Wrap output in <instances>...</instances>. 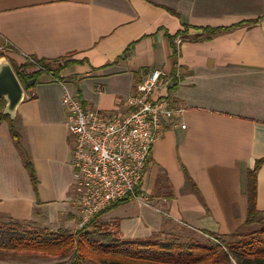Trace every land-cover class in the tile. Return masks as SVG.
Here are the masks:
<instances>
[{"label":"crops","instance_id":"1","mask_svg":"<svg viewBox=\"0 0 264 264\" xmlns=\"http://www.w3.org/2000/svg\"><path fill=\"white\" fill-rule=\"evenodd\" d=\"M241 23L208 40L194 39L200 32L191 30ZM167 35L175 36V55ZM1 48L11 68L24 64L25 54L60 68L61 81L45 72L24 92L13 119L23 156L8 125L0 124V217L75 231L62 87L84 110L109 113L158 69L168 84L154 96L184 112L164 122L152 146L137 190L148 202L109 208L100 223H115L124 239L173 236L184 228L228 235L242 227L247 175L264 159V0H0ZM255 208L264 211V162Z\"/></svg>","mask_w":264,"mask_h":264},{"label":"trees","instance_id":"2","mask_svg":"<svg viewBox=\"0 0 264 264\" xmlns=\"http://www.w3.org/2000/svg\"><path fill=\"white\" fill-rule=\"evenodd\" d=\"M255 23L257 21H249L245 24ZM242 24L244 23L228 28H191V30L200 32L199 35L194 36V39L208 40ZM184 29L190 30V27L184 26ZM167 37L175 55L176 51L172 45L175 36L167 35ZM2 57H4L3 54H0V59ZM37 63L43 71L28 72L26 68L32 67L28 62L12 68L25 93L31 91L38 78L45 72H53L54 81H61L56 77V71L60 68L49 69L47 63L43 61H37ZM32 80L34 83L31 85ZM4 107L5 102L0 99V124L5 122L8 125L10 135L22 155L20 138L13 128V120L2 114ZM263 162L264 159L256 161L248 172L245 184L248 205L245 220L242 227L232 234L217 235L203 232L208 236L205 243L185 242L177 237L164 239L160 238V235L124 239L120 236L115 223L102 224L99 219L109 208L131 201L125 199L110 205L103 212L95 215L82 229L73 232L26 227L13 220L3 221L0 217V262L4 261L8 255L26 253L61 261L56 264L86 262L96 264H264V211L261 212L255 208L256 174ZM24 166L34 186V173L28 158L24 159ZM136 193L138 194V191ZM68 258L71 262L63 261Z\"/></svg>","mask_w":264,"mask_h":264},{"label":"built area","instance_id":"3","mask_svg":"<svg viewBox=\"0 0 264 264\" xmlns=\"http://www.w3.org/2000/svg\"><path fill=\"white\" fill-rule=\"evenodd\" d=\"M21 56L33 70L43 71L33 58ZM164 81L168 84L161 70L148 72L132 94L109 113L84 110L79 98L66 86L62 87L60 105L72 138L71 189L75 197L77 230L118 201L146 202L145 196L136 191L152 146L163 134L164 122L176 120L184 112L166 96H154ZM180 128L185 126L180 125Z\"/></svg>","mask_w":264,"mask_h":264},{"label":"water","instance_id":"4","mask_svg":"<svg viewBox=\"0 0 264 264\" xmlns=\"http://www.w3.org/2000/svg\"><path fill=\"white\" fill-rule=\"evenodd\" d=\"M0 99L5 102L2 114L13 120L18 106L24 99V90L5 59L0 60Z\"/></svg>","mask_w":264,"mask_h":264},{"label":"rangeland","instance_id":"5","mask_svg":"<svg viewBox=\"0 0 264 264\" xmlns=\"http://www.w3.org/2000/svg\"><path fill=\"white\" fill-rule=\"evenodd\" d=\"M141 194L144 195V193H141ZM144 196H145L144 200H146V202H148V195L145 194ZM3 221H7V220L3 218ZM184 229H183L184 233H176L173 236H167V237L162 236L160 238L167 239L170 237H177V238H179L185 242L197 241V242H201V243H205L206 240L208 239V236L202 235L199 232H192L191 230L189 231L187 229H185V230ZM178 236H180V237H178ZM7 257L4 261L0 262V264H56V263L61 262L58 259H52V258H47V257L41 256V255L26 254V253H21V254H16V255H8ZM70 260L71 259L68 258V259L63 260V261L69 263V262H71ZM84 264H96V263L86 262Z\"/></svg>","mask_w":264,"mask_h":264}]
</instances>
